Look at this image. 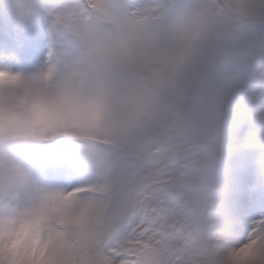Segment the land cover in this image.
I'll use <instances>...</instances> for the list:
<instances>
[{
  "label": "snow or ice",
  "instance_id": "1",
  "mask_svg": "<svg viewBox=\"0 0 264 264\" xmlns=\"http://www.w3.org/2000/svg\"><path fill=\"white\" fill-rule=\"evenodd\" d=\"M24 4L18 21L0 14V53L47 64L52 91L42 117L0 127V143L40 154L52 187L14 169L38 195L9 187L0 214L47 222L51 250L40 264H199L249 225L251 244L230 258L256 264L264 0ZM0 264H33L32 254L0 248Z\"/></svg>",
  "mask_w": 264,
  "mask_h": 264
},
{
  "label": "clouds",
  "instance_id": "2",
  "mask_svg": "<svg viewBox=\"0 0 264 264\" xmlns=\"http://www.w3.org/2000/svg\"><path fill=\"white\" fill-rule=\"evenodd\" d=\"M16 7L18 12L23 11L24 0H16ZM46 73L48 65L44 63L31 70L13 69L7 60L0 59V127L15 122L39 120L42 117L41 104L51 93L53 84V80L46 76ZM22 142L34 143L30 138H24ZM26 152L27 149L20 147L18 143H0V193L14 187L16 192L26 198L30 196L35 201L37 188L17 180L14 169L18 168L24 174L34 175L41 188L52 186L43 178V169L38 166L40 154L29 157ZM65 195L77 199L84 197L83 193L73 190H69ZM21 203L23 204V201ZM7 216V213L0 214V248L6 252L16 251L18 255L24 256L31 253L33 264H40L37 260L40 253L44 251L46 256L51 250L47 222H42L37 227L26 216L17 213L12 222L8 223ZM251 231L252 226L249 225L247 230L238 232L227 246L210 248L199 264H232L230 257L251 244ZM248 251L256 254V250L251 247ZM256 264H264V252L259 253Z\"/></svg>",
  "mask_w": 264,
  "mask_h": 264
},
{
  "label": "rangeland",
  "instance_id": "3",
  "mask_svg": "<svg viewBox=\"0 0 264 264\" xmlns=\"http://www.w3.org/2000/svg\"><path fill=\"white\" fill-rule=\"evenodd\" d=\"M15 68L16 69H19V68H24L21 64H17L16 66H15Z\"/></svg>",
  "mask_w": 264,
  "mask_h": 264
}]
</instances>
